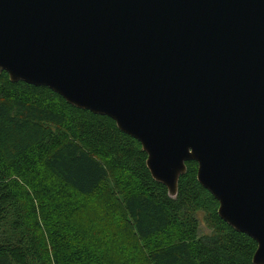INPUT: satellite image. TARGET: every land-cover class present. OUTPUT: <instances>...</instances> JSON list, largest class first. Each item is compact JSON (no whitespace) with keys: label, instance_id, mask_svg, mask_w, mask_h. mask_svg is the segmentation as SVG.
<instances>
[{"label":"water","instance_id":"water-1","mask_svg":"<svg viewBox=\"0 0 264 264\" xmlns=\"http://www.w3.org/2000/svg\"><path fill=\"white\" fill-rule=\"evenodd\" d=\"M107 116L176 197L187 162L264 264V0H0V73Z\"/></svg>","mask_w":264,"mask_h":264},{"label":"trees","instance_id":"trees-1","mask_svg":"<svg viewBox=\"0 0 264 264\" xmlns=\"http://www.w3.org/2000/svg\"><path fill=\"white\" fill-rule=\"evenodd\" d=\"M176 197L115 121L0 73V264H254L187 162Z\"/></svg>","mask_w":264,"mask_h":264}]
</instances>
